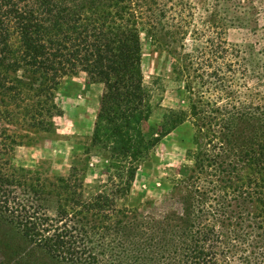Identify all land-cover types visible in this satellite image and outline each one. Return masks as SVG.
<instances>
[{"label": "trees", "instance_id": "1", "mask_svg": "<svg viewBox=\"0 0 264 264\" xmlns=\"http://www.w3.org/2000/svg\"><path fill=\"white\" fill-rule=\"evenodd\" d=\"M195 8L192 0H0V92L13 88L9 71L20 69L49 79L81 67L106 84L96 128L99 120L110 122L114 135L126 139L116 145L118 152L125 155L132 148L133 156L140 159L149 145L171 132L181 144L190 138L194 143L196 136L185 126L191 122L195 127L194 116L205 121L209 141L196 151L195 162L202 172L211 168L218 177L212 181L213 189L221 192L214 222L195 223L185 200L181 214L170 212L162 220L147 222L122 224L119 220L116 226L149 227L151 247L138 248L134 257L158 248L169 260L167 264H207L200 261L207 258L208 264H235L230 263V256L238 264H264V93L259 90L264 89V0H208L207 17L199 25L192 21ZM227 26L247 28L253 39L228 42L223 36ZM141 36L148 45L172 56L175 73L183 74L188 67L199 78L204 76L197 81L199 86L210 84L208 90L216 91V99L225 100L223 105L201 97V88L194 92L186 85L185 91L197 96L189 97V111L161 107L159 121L144 129L151 103L140 67ZM188 38L191 47L185 43ZM177 47L179 58L173 56ZM19 83L24 84H15ZM70 201L83 206L85 213L74 211L73 216L77 230L86 234V222L99 215L97 204ZM1 202L0 215L8 209L6 200ZM20 235L32 240L27 230ZM54 236L46 239L52 242L47 250L66 254L68 264L87 262L81 250L66 247L62 235ZM8 246L3 236L0 252L6 254ZM217 246L224 250L214 251ZM205 247L209 248L206 253L201 251ZM126 259L119 255L111 264H128Z\"/></svg>", "mask_w": 264, "mask_h": 264}, {"label": "rangeland", "instance_id": "2", "mask_svg": "<svg viewBox=\"0 0 264 264\" xmlns=\"http://www.w3.org/2000/svg\"><path fill=\"white\" fill-rule=\"evenodd\" d=\"M207 1L192 0L196 7L194 24L207 17ZM223 36L231 43L253 39L250 31L240 26H227ZM141 42L140 67L151 103L144 129L148 123L159 121L161 107L189 111V100L197 96L187 93L186 85L194 92L201 88V97L216 99L217 92L208 90L210 84L199 86L197 81L204 76L199 78V73L188 67L183 74L175 73L171 55L148 45L142 36ZM185 43L191 47L189 38ZM179 50L175 48V58L180 57ZM8 74L14 90L0 92V203L6 200L8 207L0 215V239L4 236L9 246L6 254L0 252V264H68L66 254L47 250L52 242L46 239L56 234L62 235L66 247L83 252L84 264H111L119 255L126 257L128 264H167L169 260L158 248L134 257L138 248L151 247L149 227L133 223L122 229L116 222H147L162 220L170 212L181 214L185 200L191 205L195 223L214 222L221 192L213 189L212 181L218 177L211 168L202 172L195 162L196 151L209 141L205 121L194 116V127L187 119L185 129L196 136L194 143L190 138L181 144L171 132L149 145L141 159L133 156L132 148L122 155L116 145L126 139L114 135L111 123L99 120L96 128L100 97L106 90L102 79L91 77L81 67L49 79L20 69ZM19 81L25 85L15 84ZM259 90L264 93L261 87ZM224 102L216 99L217 106ZM78 199L93 201L95 211L99 209L97 220L86 222V234L77 230L74 221V211L85 213L83 206L70 201ZM230 202L234 206L235 201ZM87 213L90 218L93 210ZM261 213L264 215L263 208ZM95 224L100 227L92 228ZM24 230L31 233L32 240L21 238ZM219 246L213 250H224ZM208 250L201 249L205 253ZM229 258L230 263H239L235 257ZM208 260L200 261L208 264Z\"/></svg>", "mask_w": 264, "mask_h": 264}]
</instances>
